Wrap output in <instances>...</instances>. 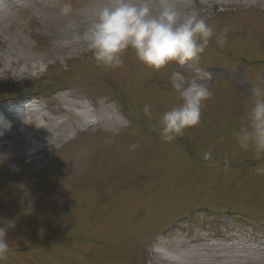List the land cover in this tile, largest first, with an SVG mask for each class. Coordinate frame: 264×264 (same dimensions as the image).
<instances>
[{"label": "rangeland", "instance_id": "374dc122", "mask_svg": "<svg viewBox=\"0 0 264 264\" xmlns=\"http://www.w3.org/2000/svg\"><path fill=\"white\" fill-rule=\"evenodd\" d=\"M100 2L0 0V106L40 102L8 124L0 112V226L14 225L0 264H264V153L236 140L264 86V0H175L215 35L198 63L159 70L132 49L96 64L84 32ZM173 72L206 74L213 96L165 142Z\"/></svg>", "mask_w": 264, "mask_h": 264}, {"label": "clouds", "instance_id": "9594fccd", "mask_svg": "<svg viewBox=\"0 0 264 264\" xmlns=\"http://www.w3.org/2000/svg\"><path fill=\"white\" fill-rule=\"evenodd\" d=\"M72 11L70 3L63 4V15L68 16ZM214 35L205 18L182 11L175 0H101L90 14L84 39L96 64L106 70L121 67L128 49L144 65L159 70L171 62L198 63ZM219 42L223 43L224 37ZM169 79L181 103L159 116L160 135L165 142L183 136L186 128L198 125L204 101L213 96L207 83L210 77L204 73L197 72L189 78L173 72ZM250 91L253 100L247 113L248 123L236 133V140L242 149L254 147L259 158L264 153V86L256 84ZM142 111L153 118L150 105H145ZM9 128L10 125L0 128V136ZM202 158L210 161L212 153L206 151ZM254 172L264 175V166H257ZM12 227V222L0 226V260L10 251L6 236Z\"/></svg>", "mask_w": 264, "mask_h": 264}, {"label": "bare ground", "instance_id": "6f19581e", "mask_svg": "<svg viewBox=\"0 0 264 264\" xmlns=\"http://www.w3.org/2000/svg\"><path fill=\"white\" fill-rule=\"evenodd\" d=\"M39 27H43V25L42 24H40L39 25ZM37 108H35V110H36ZM24 111H25V113H30L31 111H33L32 109H28V108H25V109H23V111H22V115L24 114ZM0 112H1V117H2V120L4 121L3 123L4 124H8V123H11V121H9L10 119L12 120V119H15V116H14V112H12L11 110H7V109H5L3 106H0ZM14 113V114H13ZM83 115H86L85 113H83ZM87 116L89 117L88 119H87V121H89L90 119H92L93 118V116H91V115H89V113L87 112ZM23 117V116H22ZM5 119H8V121L7 120H5ZM7 121V122H6ZM14 121V120H13ZM91 125H95V123H93V124H91Z\"/></svg>", "mask_w": 264, "mask_h": 264}]
</instances>
